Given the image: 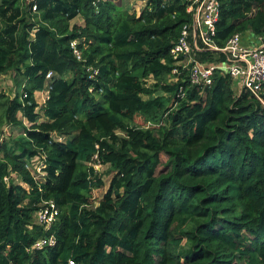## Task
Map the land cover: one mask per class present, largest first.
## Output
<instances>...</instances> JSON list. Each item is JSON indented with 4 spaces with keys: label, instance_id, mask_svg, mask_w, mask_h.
I'll use <instances>...</instances> for the list:
<instances>
[{
    "label": "trees",
    "instance_id": "16d2710c",
    "mask_svg": "<svg viewBox=\"0 0 264 264\" xmlns=\"http://www.w3.org/2000/svg\"><path fill=\"white\" fill-rule=\"evenodd\" d=\"M142 1L138 14L116 0H35L37 11L0 0V75L14 71L17 88L0 94V134L12 131L0 143V264H264V103L220 69L207 86L188 67L173 73L188 0ZM220 3L219 46L264 36V0ZM37 155L45 175L27 167ZM95 155L114 172L98 205ZM49 200L60 211L45 230L35 213Z\"/></svg>",
    "mask_w": 264,
    "mask_h": 264
},
{
    "label": "built area",
    "instance_id": "2783aa9c",
    "mask_svg": "<svg viewBox=\"0 0 264 264\" xmlns=\"http://www.w3.org/2000/svg\"><path fill=\"white\" fill-rule=\"evenodd\" d=\"M34 1L24 0V3L32 4V10L37 11ZM220 8V0H188L186 9L191 15V22L183 26L179 39L170 50L176 60L173 73L178 72V66L188 67L191 82L195 85L207 86L212 83L215 72L220 69L223 74L230 75L238 93L244 90L250 91L264 103V36L257 35L251 30L237 32L229 38L223 47L219 46L214 40V35L216 34V23L220 17ZM71 48L78 60L84 59L77 40L71 42ZM204 51L223 54L224 59L218 60L217 63L200 62L197 59V54ZM95 73H97V69H93L91 76ZM52 75V71L48 72L47 79H50ZM50 89L51 84L48 83L44 89L48 95ZM52 138L64 140V137L57 132L52 133ZM91 165L96 170H100L99 166H103L98 155H95ZM27 167L31 168L34 174L38 172L45 175L44 157L35 156L27 163ZM6 179L9 180V177ZM59 211L54 200L45 201L44 207L35 213L36 221L45 230H49L57 220ZM55 244L56 238L51 235L38 239L32 249H41ZM69 264H75V261L70 259Z\"/></svg>",
    "mask_w": 264,
    "mask_h": 264
},
{
    "label": "rangeland",
    "instance_id": "374dc122",
    "mask_svg": "<svg viewBox=\"0 0 264 264\" xmlns=\"http://www.w3.org/2000/svg\"><path fill=\"white\" fill-rule=\"evenodd\" d=\"M117 3L123 5L124 8H128L131 11L136 10V12L139 14L140 10L142 9V7L144 6L145 2L142 0H116ZM82 23V17H77L75 18L71 23L75 24V23ZM16 83H15V73L14 71H10L7 74H2L0 75V94L2 93H6V95L9 96H14L15 92H16ZM156 95H166L168 96V94H165L161 91L156 92L154 94V96ZM144 98H150V96L145 95ZM42 105L39 104V107H41ZM136 123L138 125H145L144 124V120L143 118H141L140 116L136 117ZM2 133L0 134V143L2 141H4L5 139H9L12 138L11 133V129L8 127H3L1 128ZM18 131H16L15 134H17ZM125 137H128V135H126ZM163 160H166V156H163ZM100 170L102 171V176L103 179L105 181V186L103 187H98L95 186L94 190H93V194H92V199H91V203L92 205H98L100 200L103 198L104 194L106 193L111 179L114 175V172H108L109 171V167L107 165H103V166H99ZM160 169H164V164L160 166ZM14 180L16 182L20 181V177H15Z\"/></svg>",
    "mask_w": 264,
    "mask_h": 264
},
{
    "label": "crops",
    "instance_id": "0c3cea01",
    "mask_svg": "<svg viewBox=\"0 0 264 264\" xmlns=\"http://www.w3.org/2000/svg\"><path fill=\"white\" fill-rule=\"evenodd\" d=\"M82 22H83V20H82ZM78 24H81V22ZM47 95H48V93L45 90L35 92V98H36L38 104L43 105L48 98Z\"/></svg>",
    "mask_w": 264,
    "mask_h": 264
}]
</instances>
